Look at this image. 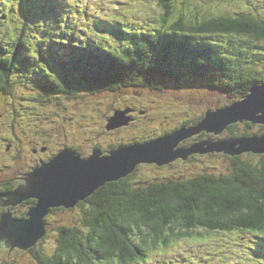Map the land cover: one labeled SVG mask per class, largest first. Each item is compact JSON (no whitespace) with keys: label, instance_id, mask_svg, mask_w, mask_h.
Returning a JSON list of instances; mask_svg holds the SVG:
<instances>
[{"label":"trees","instance_id":"16d2710c","mask_svg":"<svg viewBox=\"0 0 264 264\" xmlns=\"http://www.w3.org/2000/svg\"><path fill=\"white\" fill-rule=\"evenodd\" d=\"M18 1L19 8L0 5V14L17 10L24 15L19 17L22 31L16 21L15 44L8 48L0 42L1 80L6 85L15 73L38 79L48 92L68 95L90 89L99 93L117 90L122 84L146 86L148 81L152 87L162 88L164 80L177 79L189 70L194 75L218 71L226 90L243 98L264 83V18L248 10L208 17L196 11L190 0L180 7L177 0H121L128 21L102 19L93 21L96 27L87 28L86 22L79 23L72 2L64 13L61 0ZM148 7L155 16L148 17ZM90 11L88 8L87 19L94 17ZM221 36L240 42L231 44L236 46L233 48L218 42ZM215 37L217 42L211 41ZM55 42L63 48L49 53ZM255 43H261L257 59L251 56ZM24 48L31 50L34 60L23 58ZM14 63L20 64V70L14 71ZM43 67L41 81L34 73H41ZM5 88L12 92V87ZM259 155L257 163L242 155H228L231 172L219 175H173L140 186L132 182L135 172L109 182L85 200L87 203L82 201V226L60 228L54 254L37 245L31 252L38 264H144L154 261L158 251L169 254L177 250L185 239L238 230L262 233L264 245V154Z\"/></svg>","mask_w":264,"mask_h":264},{"label":"rangeland","instance_id":"374dc122","mask_svg":"<svg viewBox=\"0 0 264 264\" xmlns=\"http://www.w3.org/2000/svg\"><path fill=\"white\" fill-rule=\"evenodd\" d=\"M69 1L72 0H61L63 5L62 12H66L69 7ZM79 1L84 4L83 6L90 2V0ZM185 1L177 0L176 3L180 7ZM128 2V0L125 1V3ZM190 2L193 3L192 7H195L196 11L204 13L208 17L248 10L264 18V0H190ZM4 3L3 0H0L1 6ZM18 4H16V7L19 8ZM41 6L43 5H40V11ZM122 6L121 0H92L91 12L97 16L99 14L106 16L108 14L106 11L110 10L111 17L124 18L126 9L121 8ZM147 9L148 17L151 15L155 16V12L150 7ZM103 10L105 11L102 12ZM21 16L23 17L24 15L17 10L14 13L6 12V15L0 14V42L5 43L3 44L5 47L11 48L13 45V37L18 33L16 32L18 27L22 31V21L19 18ZM138 18L136 17V20ZM16 21L19 24L18 27ZM57 21L58 19H56ZM86 26L87 24H85ZM63 29H65V26H63ZM62 32L63 30H60L58 34L61 35ZM217 40L218 42H227L226 44L229 45L234 42H240L231 38V36H221ZM211 41L217 42L216 37L211 39ZM246 44L249 45L248 43ZM52 45H55V49L48 50L49 53H58L60 47L63 48L62 43L58 44L55 42ZM84 45H86V41H84ZM259 45L261 43H258L257 47L255 46L251 51V56L256 59L261 53ZM262 45H264V41H262ZM242 46L244 47L245 45ZM231 47L235 48L236 46L231 45ZM27 51L29 53H24ZM21 52L24 54L22 55L24 59L30 58L34 60V57L31 56L32 53H30L31 50L24 48ZM262 67H264V61L262 62ZM39 70L42 72L39 73L38 71V73H34V76L40 77V80L43 81L44 67ZM262 75H264L263 70ZM16 78L17 83H20V85L17 87L15 95H11L12 98H8L9 95L0 96V115H2L0 117V121H2L0 122V131H6V141L8 143L21 147L17 143V141H21L26 145V148L22 151L23 159L21 162L26 164L27 167L33 163L35 155L41 156L44 153L48 157L51 154L50 158H48L50 161L66 148L76 151L78 154L80 153L86 159L90 158L96 149L103 151L102 157L110 156V151L118 148L119 145L149 141L159 138L165 133L171 134L184 125L194 126L209 111L228 107L233 102H238V100L244 98H237L226 90L223 75L218 71L210 72L207 75H194L189 70L177 79L164 80L162 88H154L151 86V82L148 81L146 86L122 84L121 88L117 90L92 93L90 89H80L77 90L76 94L68 93V95L44 90L36 78L30 79L23 75H16ZM128 108L132 110L131 114L134 117L131 125L120 126L112 130L108 129L109 121L115 116L116 111H124ZM12 121L18 123L20 135H14L10 129L12 128ZM246 133H252V136L262 135L264 134V124H254L250 121H245L237 123L235 129L229 127L220 135L203 132L188 138L181 143L179 148H190L192 145L210 138L218 141L236 138L234 137L236 135L246 136ZM46 147H49L48 151H46ZM34 149L42 151L35 154L33 152ZM260 156L252 153L242 155L246 161L255 163L259 162ZM2 158L7 161L4 162L5 168L10 170H12V167L10 168L11 165L19 162L11 153L9 157H6L4 153H0V164ZM232 164L231 157L225 153H197L191 155L188 160L178 159L165 166L140 164L136 170L137 175L132 182L143 186L173 175L193 177L208 172L219 175L231 172ZM28 199L31 198L29 197L26 200ZM24 200L16 204L19 205ZM83 202H80L74 208L60 210L49 216L48 233L45 238L39 240L37 247L43 249L49 255L54 254L59 246L60 228L65 224L82 226L83 217L85 216L84 207L81 206ZM86 207L90 209L91 204ZM24 208H22V205L19 206L21 213L25 211ZM204 237H209V241L190 242V240H183L179 248L173 251L178 254L171 259H163L166 253L158 251L154 257L155 261L150 263L149 260L144 264H194L193 261H198L200 257L203 264H215L218 262V264H245V261L253 263L259 258L260 248L257 244L258 240L249 233H244L240 230L227 233L206 232ZM33 248L22 250L15 247V250L11 251L10 248L0 246V264H38L31 252ZM210 252L213 253V256H211ZM205 256L207 260L203 259ZM259 261L264 263L263 251Z\"/></svg>","mask_w":264,"mask_h":264},{"label":"water","instance_id":"95a60500","mask_svg":"<svg viewBox=\"0 0 264 264\" xmlns=\"http://www.w3.org/2000/svg\"><path fill=\"white\" fill-rule=\"evenodd\" d=\"M131 112L130 108L116 111L108 129L130 126L134 121ZM245 121L264 124V83L253 88L240 101L209 111L197 125H185L153 140L120 145L110 151V156L102 157V151L96 149L86 159L76 151L64 149L51 162L35 170L25 191L15 193L21 197L14 204L23 200V195H26L25 199L36 198L38 202L30 208L24 221L9 217L3 219L0 224V246L11 250H15V247L22 250L35 247L48 233L46 218L52 209L76 207L107 183L135 173L140 164L157 163L164 166L178 159L188 160L197 153H225L230 156L264 154V134L218 141L210 138L190 148H179L188 138L203 132L220 135L230 126Z\"/></svg>","mask_w":264,"mask_h":264},{"label":"flooded vegetation","instance_id":"af4514ba","mask_svg":"<svg viewBox=\"0 0 264 264\" xmlns=\"http://www.w3.org/2000/svg\"><path fill=\"white\" fill-rule=\"evenodd\" d=\"M8 53L10 54L11 52L8 51ZM20 67H21L20 64L18 66L16 65V63L13 64V68L15 72L20 70ZM1 75L2 73L0 72V89H1L0 96L9 95L8 98H10L11 95L12 96L15 95V91L17 87L20 85V83H17V78H16L15 73L14 75H10L9 80H8L9 82L8 85H6L1 80ZM6 86L12 87L11 93L7 92L5 88ZM0 117H2V115H0ZM11 123H12V128L10 129L12 130L13 134L20 135L19 134L20 131L18 130L19 128L18 123L15 121H12ZM6 137H7L6 131H0V153L6 154V157H9V154L11 153L20 163L18 162V163L11 165L10 168L12 167V170H10V169L5 168L4 162H7L6 159L2 158L1 160V164H0V224L2 223L3 219L6 217H9L15 220H22V219L26 220L28 218L27 213L29 211V208L35 206L37 204V200L35 198L26 200L25 199L26 195H23V197H25L24 198L25 200L22 201L21 204L19 205L12 204V202H14L15 200L21 197L20 195L16 196L15 193L20 192V191H25V189L30 186V179L33 177L32 174L35 172V170L37 168H40L45 163H48L52 160L51 159L49 161L48 159L50 158L51 154L48 157H46L44 153L41 156L35 155L38 158L35 157V159L33 160V163H31L30 166L27 167L26 164H23L21 162V160L23 159L22 151L24 148H26V145L23 144L21 141H17V143L21 147L15 146V144L13 143H8L6 141ZM46 149H47L46 151H48L49 147H46ZM41 151L39 149L33 150L35 154ZM21 205H22V208L25 207L24 208L25 211H22L23 213H21L19 210V206ZM60 210H65V209L63 208L53 209L52 213L49 216H51L53 213L58 212ZM48 217L46 218L47 227H48V220H49Z\"/></svg>","mask_w":264,"mask_h":264}]
</instances>
